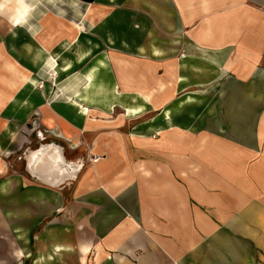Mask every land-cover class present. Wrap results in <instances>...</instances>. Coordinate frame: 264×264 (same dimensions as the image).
I'll use <instances>...</instances> for the list:
<instances>
[{
	"label": "crops",
	"instance_id": "obj_1",
	"mask_svg": "<svg viewBox=\"0 0 264 264\" xmlns=\"http://www.w3.org/2000/svg\"><path fill=\"white\" fill-rule=\"evenodd\" d=\"M80 4L83 62L74 60L63 80L47 82V92L39 84L43 95L33 106L0 105V182L8 189L0 190V264H264V0ZM73 22L45 13L34 21L30 52L25 45L14 58L30 66L40 46L51 51L72 41ZM9 26L0 21L16 42ZM93 65L98 80L146 108L134 115L77 97ZM50 67L33 70L39 81ZM221 77L227 142L215 135L200 142L156 119L171 98ZM235 111L238 122L230 119ZM31 113L34 126L26 120ZM24 121L29 130L17 147L37 144H27L21 181L11 155ZM179 147L177 175L169 163ZM19 186L24 192L17 196ZM20 200L26 206L18 210Z\"/></svg>",
	"mask_w": 264,
	"mask_h": 264
},
{
	"label": "bare ground",
	"instance_id": "obj_2",
	"mask_svg": "<svg viewBox=\"0 0 264 264\" xmlns=\"http://www.w3.org/2000/svg\"><path fill=\"white\" fill-rule=\"evenodd\" d=\"M24 5L25 10L20 9V5ZM31 10L30 5L26 0H7V7L0 9V21L9 20L10 26L8 30L11 32L13 37H17L16 29L20 27L26 20ZM19 21V22H17ZM73 27L77 29L76 37L69 41L67 38L60 43L55 49L49 51L44 47L36 49L33 54L29 57L30 66L21 65L11 55H6L2 46H0V59L3 61V74L0 75V105L5 101L11 103V109H15L16 105L33 106L37 98H41L43 93L37 92L38 85L41 84L44 87V91L47 92L50 89V85L47 82H40L38 77L34 74L33 70L37 69L41 64L46 63L50 65L49 75L52 76L54 82L63 80L69 73V69L72 67L74 60L83 62L82 59V43H81V27L79 23L73 22ZM25 51L30 52V46H25ZM63 51V52H62ZM66 52L71 54V57L66 55ZM158 54V52H155ZM96 66H90L89 69L84 73L87 83L83 86L82 90L77 94L81 100L87 101L88 103L93 100L99 99L98 105L110 109L111 105L116 104L123 106L128 114H138L142 112L146 106L142 103L136 105L129 104L125 97L119 96L115 90V86L108 85L102 80H98ZM185 84L186 78L182 77L180 80ZM125 88V87H124ZM123 91H128L122 89ZM37 93L39 95H37ZM147 98L144 95L143 101ZM193 102V98L190 94H186L184 103L189 104ZM97 104V103H96ZM69 106L78 108L80 115L87 112V108L80 107L77 103L69 102ZM161 121L166 123L167 126L173 127L170 121L169 111L165 109L161 115ZM161 127H157V130ZM158 133L162 134V130H158ZM5 134L11 136L13 131L11 126L6 128ZM0 168H2V162L0 161ZM7 183L5 181L0 182V190L7 192ZM17 235L21 237L20 229H17ZM20 255L24 254L19 251ZM29 254H25L28 257Z\"/></svg>",
	"mask_w": 264,
	"mask_h": 264
},
{
	"label": "rangeland",
	"instance_id": "obj_3",
	"mask_svg": "<svg viewBox=\"0 0 264 264\" xmlns=\"http://www.w3.org/2000/svg\"><path fill=\"white\" fill-rule=\"evenodd\" d=\"M30 7H32V11L27 16L26 21H24V24L21 25V28L17 30V37L19 38L16 40V42L10 41V38L7 34H5V30H0V43L6 48L7 52L15 57V53H21L22 47L25 45L32 46L30 43V37L29 34L33 33L35 29L34 27V21L40 19L45 13H49L52 17L58 16L59 18H63L65 21H75L80 22V9L79 4L81 3V0H27L26 1ZM81 5V4H80ZM13 50V51H12ZM13 53H12V52ZM181 55H183L181 53ZM25 59V57H24ZM41 78L40 81H45L48 83H53L52 76L46 73H41L39 75ZM217 82V83H214ZM225 83L224 77H221L220 79H217L215 81H209L207 83H201V86H192L189 88L188 92H181L176 97H173L170 99L169 103L167 104L166 108L169 111L170 121L172 122L173 127L181 128L184 130H189L188 136H191L193 138H200V142H202L203 136L208 137L215 135L217 137L220 136V140L222 142H227L229 138V115L226 110H224V103H225V96H222V98H219L217 93L220 88V86H223ZM185 94H190L193 98V102L189 104L184 103ZM217 99V100H216ZM219 103V104H218ZM210 104H218L217 111H209ZM237 112H234V118H230L233 120V122H238L237 119ZM162 110L155 111V117L161 118ZM35 117H37L36 113H31L26 119L29 120L28 123L31 126H34ZM233 117V116H232ZM218 121L219 127L215 124V122ZM26 121L18 124L19 127L16 130V133L12 136L13 137V146L15 148V151L13 150L11 157L13 158V170L16 174V177L20 179L21 181H24V178L22 177V165H23V155L26 153V148L29 143L25 144L23 147L18 148L17 147V139L24 136L25 132L29 130L28 125L25 124ZM159 123V122H157ZM40 128V127H39ZM38 128V130H39ZM176 129V128H174ZM176 132H179V129L175 130ZM172 135H175L173 132H171ZM154 136L158 138L160 135L158 132L154 133ZM177 136V135H175ZM178 137V136H177ZM179 138V137H178ZM36 140V139H35ZM34 143H32L30 146H33L36 143V141L32 140ZM39 141V140H38ZM179 148L173 149V152H176L178 154H175L173 156L172 162L169 163L170 168L174 169L176 171V174L179 175L178 171L182 170V160H181V151L179 153ZM93 158H91L92 161ZM180 169V170H178ZM178 170V171H177ZM175 180L179 183H182L181 178H178L176 176ZM24 186L16 187V194L17 196H20V193L23 194L24 192ZM18 199V198H17ZM16 207L18 210H21V208H24L26 205L20 200V202L17 201ZM5 209L8 208V205H1ZM20 221V220H19ZM21 222H24L21 220ZM20 264H28L23 263L21 261Z\"/></svg>",
	"mask_w": 264,
	"mask_h": 264
},
{
	"label": "clouds",
	"instance_id": "obj_4",
	"mask_svg": "<svg viewBox=\"0 0 264 264\" xmlns=\"http://www.w3.org/2000/svg\"><path fill=\"white\" fill-rule=\"evenodd\" d=\"M5 7H7V0H0V9H3ZM20 9L25 10L23 4L20 5ZM17 22H19V21H17Z\"/></svg>",
	"mask_w": 264,
	"mask_h": 264
},
{
	"label": "built area",
	"instance_id": "obj_5",
	"mask_svg": "<svg viewBox=\"0 0 264 264\" xmlns=\"http://www.w3.org/2000/svg\"><path fill=\"white\" fill-rule=\"evenodd\" d=\"M92 158H93L92 161H96V160H98L99 157L98 156H93Z\"/></svg>",
	"mask_w": 264,
	"mask_h": 264
},
{
	"label": "water",
	"instance_id": "obj_6",
	"mask_svg": "<svg viewBox=\"0 0 264 264\" xmlns=\"http://www.w3.org/2000/svg\"><path fill=\"white\" fill-rule=\"evenodd\" d=\"M85 1H87V0H85Z\"/></svg>",
	"mask_w": 264,
	"mask_h": 264
}]
</instances>
